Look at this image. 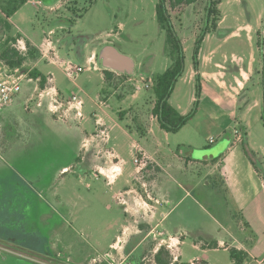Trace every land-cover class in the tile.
Wrapping results in <instances>:
<instances>
[{
  "label": "rangeland",
  "instance_id": "1",
  "mask_svg": "<svg viewBox=\"0 0 264 264\" xmlns=\"http://www.w3.org/2000/svg\"><path fill=\"white\" fill-rule=\"evenodd\" d=\"M38 1L31 0L12 18L16 26L13 31L17 33L15 37L11 36L15 42L13 48L16 49L17 39H24L34 49V57L28 56L29 49L24 55L27 59L23 67L31 72L38 63V70L46 76L52 74L55 86L67 99L73 95L83 99L84 119L72 120L67 125L78 127L85 135L92 136L98 131L95 120L103 119L110 136V141L102 145L103 151L114 153L112 162L118 161L124 173L120 174L115 185L109 186L105 178L86 171L85 167L93 171L94 161L101 162L106 155L96 151L94 146L87 151L78 138L61 129L60 125L64 126L55 122V117L53 125L44 115L34 114L27 106L17 110L10 106L0 111V264H158L156 256L160 250L167 261L174 263L178 244L169 240L171 235L157 229L154 223L148 225L150 232L145 241V254L136 251L128 256L126 242L131 234L138 232V224H129L122 236L125 220L122 205L126 204L127 197L121 196L119 204L114 194L134 188L144 196L145 190L154 191L150 181L160 176L147 160H142L141 153L135 155L133 143L139 144L164 166L169 168L171 165L168 170L172 177L164 175L161 181L174 189L178 190L177 184L186 185L194 175L198 178L204 173L203 168L196 165L197 168L192 170L183 164L180 170L178 157L186 162L188 152L193 151L191 157L200 161L211 155L210 150L196 149L211 147L206 140L210 133L213 136L219 133L211 119L222 115L202 105L196 112L198 119L180 132L167 134L155 123L154 132L146 134L155 101L151 92L153 87L147 88L146 84L154 86L155 76L172 65L165 51V33L159 28L156 17L159 0H54L55 4L50 6L47 3L51 0H43L45 5L35 3ZM205 6L207 2L202 1L191 8L171 11L186 63L171 103L188 108L189 112L194 109L190 97L197 94L198 87L203 84L197 78L194 83L189 82L195 62L199 63L197 68L200 70H213L214 63L220 62L228 76L233 73L235 64L247 67L249 62H255V73L244 96L250 95V103L255 99H262L264 103V0H221L220 29L210 34L205 33ZM7 21L0 10V44L6 39L1 30L8 27ZM50 33L61 59H70L87 67L88 58L95 53L98 69L86 70L72 81L61 65L48 64L39 46ZM106 46L116 47L135 63L131 75L115 72L116 79L112 83L115 86H107L103 77L106 68L99 55ZM200 62L213 63L203 68ZM105 101L108 107L101 108L100 103ZM227 111L230 113L229 108ZM239 111L236 119L243 110ZM119 112L127 115L125 122L119 120ZM225 122L231 129L235 126L229 118ZM128 125L132 133L126 131ZM248 138L256 156L264 161V126L253 128ZM135 158L143 161L137 164L141 173L129 177L136 169ZM82 160L86 164L81 166L78 161ZM66 165L70 168L62 173V167ZM144 170L145 173H154H147L144 177ZM178 193L183 195L180 190ZM195 195L202 207L222 221L218 209L210 208L209 202L203 198L202 190L198 189ZM151 199L156 204L161 203L160 198L152 196ZM186 204L190 205V200L185 201L184 208ZM135 208L145 213L148 219L155 212V206L143 201ZM194 210L191 224L208 225L209 220L203 211ZM118 235L120 241L111 248ZM184 241L182 259L179 257L177 264H191L194 259L202 260L195 264H206L203 261L233 264L230 253L222 248L198 250L192 236ZM138 242L139 239L133 245ZM169 245L171 248L167 247ZM47 251L51 252L49 256L45 254Z\"/></svg>",
  "mask_w": 264,
  "mask_h": 264
},
{
  "label": "crops",
  "instance_id": "2",
  "mask_svg": "<svg viewBox=\"0 0 264 264\" xmlns=\"http://www.w3.org/2000/svg\"><path fill=\"white\" fill-rule=\"evenodd\" d=\"M39 1H42L43 5H45L43 0ZM29 3H31V1H29ZM220 6L221 0L218 6L219 12ZM13 17L8 19V27L1 30V33H4L6 39L0 44V51H2L4 48L1 55L2 58L0 57V62H8L7 58L10 57V52L8 50L13 49L18 52V50L13 48L15 42H13L14 38H11V36L15 37L17 34L13 31L16 28L12 20ZM221 22L222 16L221 21L218 24V30L220 29ZM45 33L46 32H43V34ZM22 34L26 36L24 33ZM18 40L24 39H17L16 41ZM25 44L29 50V43L27 44L25 42ZM18 54L24 57L23 54L19 52ZM26 55L27 54H25V56ZM29 55L30 53L28 56ZM95 57L96 54L94 53L92 58H88L87 63L90 60L94 61ZM211 63L213 62H200V66L203 65V68L204 66L209 67ZM254 64L255 62H249L247 67L235 64V69L230 76L226 74L225 66L220 62L214 63L213 70H200L198 68L196 69L194 66V69L191 71L189 81L190 83H194L196 78L197 81H203V84L201 83L199 97H197V94H192L190 97L191 103L194 104L198 100L199 108H202V105L211 107L215 114L220 112L219 114L222 116L217 117V119L215 117L211 119L212 124H214V127H216L219 131L217 136H213V134L210 133V136L206 140L208 146L211 147L208 149V147L202 146L197 147L196 149L199 151L210 150L212 152L211 155L205 156V158L200 161L191 157L193 155V151L191 153L188 152L189 157L186 159V162H184L180 156L178 157V160L180 161V170L184 164L186 168L191 167L192 170L197 168L195 167L196 165L201 166L204 171V173H200L198 178H195L197 176L194 175L187 181L186 185L177 184L178 190L182 191L183 195L179 196L178 190L174 189L172 185L161 181V178L164 175L172 177L168 170L171 165H169V168L164 166L160 161H158V159L154 158L145 150H143L139 144L133 143L132 149L135 152V155H137V153H141L142 158L147 160V162L153 166L152 168L154 170L160 172V176L158 178H153V181H150L152 182L150 184L155 189L154 191L152 190L151 193L145 190L144 196H142L134 188H130L123 192H115L114 197L119 204V199L121 196L127 197L126 200H124V203L126 204L122 205L125 220L122 223L123 225L121 232L126 230V227H128L129 224L154 223L156 224L157 229L167 233L164 234L171 235V239L168 238L169 240L176 241L178 244L176 245L177 255L181 259V246H183L185 242L184 240L187 237L192 236L194 246L198 250L202 249L205 251H216L222 248L230 253V250L235 248L246 254L247 257L243 264H264V161L263 158L258 157L262 170L258 169L253 161L247 156L243 146L245 141L249 148L254 151L250 147L248 135L251 134V130L253 128L259 125L264 126L262 120L264 103L262 99H255L252 101V103H250V95L248 94L244 96V92L247 89L246 86L250 83L251 78L255 73ZM37 66L38 63H36V68L33 67L32 69L38 70ZM44 76L46 79L44 86L41 85V78L34 79L29 77L28 80L24 81L21 95L11 106L15 107L16 110L27 106V108L31 109L34 114L40 116L44 115L48 123L50 122L51 124L55 125L54 123L58 122L62 124L64 127L60 125L61 129L68 135H71L73 138H78L80 142L83 143L82 147H85L87 151L93 146L95 149H97L96 151L100 150L101 153L106 155L107 158H102V161L100 162L98 160L97 163L94 161L93 171H90V168L87 167H85V169L86 171L91 172V174L95 177L98 176L105 178L108 181L109 186L115 185L117 183V178L120 176V174L124 173V169L118 161L112 162L111 158L114 156V153L103 151L102 145L110 141L109 130L107 129L103 119L100 118L99 121L98 119L95 121L96 125L98 122L104 124L108 132L107 138L102 137L99 131H97L95 135L88 136L79 131L78 127L74 128L73 125H67L73 120L71 118L65 122L59 121L57 117L49 111V98H41L39 96L41 92H43L50 85L47 83L49 76ZM177 84L178 81L170 96L169 102L182 115H187L189 113L188 108L184 109L179 104L174 105L171 103L172 96L176 94ZM52 85L55 86V82L54 84H51V86ZM55 88L59 91L61 97L66 98L60 89H58L56 86ZM106 107H108V103L107 106H103L101 108ZM27 108L25 109L27 110ZM227 108H229L230 113H228ZM239 110L243 111L241 112L239 118L236 119ZM201 111L202 109L200 112ZM105 113L108 115L107 112ZM198 117L199 114H196L194 118L181 130L188 127L191 123L193 124V121L198 119ZM53 118L55 119V122L52 121ZM226 118L234 121L235 126L232 129L225 122ZM155 119L156 118L153 116L151 117L150 125H147L148 127L146 134H151L154 132V127L156 126L155 123H158L157 119ZM196 125L199 127V122H197ZM49 126L51 125L49 124ZM97 129H99L98 125ZM236 130L241 131V141L236 140ZM126 131L132 133V131H128V129H126ZM211 138L215 139L214 143H210ZM220 148L221 150L219 151ZM77 158L80 159V157ZM78 162L81 166L86 164L83 160L82 162ZM134 162L136 164V158L134 159ZM69 168L70 167L62 169V173L66 172ZM139 173H141V171L136 164L135 171L133 170L129 174V177L139 175ZM147 173L149 172L147 171ZM147 173H145L144 170L143 176L146 177ZM151 173L153 174L154 171H151L149 174ZM193 174L195 173L193 172ZM144 186L145 184H143V187ZM198 189L203 191V198L209 202L210 208L218 209V213L222 221H218L212 215L211 211H208L202 207V203H200L199 199H197L195 195ZM210 191L212 192L210 193ZM214 195H217L216 198ZM152 196L160 198L161 203H154V201L151 199ZM187 200H190V205L186 204V207L184 208L183 205ZM140 201H143L147 204L150 203L152 206H155V212L150 216V219L146 218L145 213H143L141 210L135 208V205L138 206ZM159 206L165 209L163 210L162 208H159ZM197 207L201 209L206 215L207 219L209 220L208 225L201 226V224H197V226H195L194 224H191L190 220L193 218V215H195L194 209L196 208L197 210ZM120 238L121 236L118 235L117 239L110 245V247L114 248V244L119 242ZM213 245H217V248H212L211 246ZM45 254L49 256L51 252L47 251ZM194 260L202 261L200 259ZM231 261L233 264H235L232 259ZM203 262L206 264H211L207 261Z\"/></svg>",
  "mask_w": 264,
  "mask_h": 264
},
{
  "label": "trees",
  "instance_id": "3",
  "mask_svg": "<svg viewBox=\"0 0 264 264\" xmlns=\"http://www.w3.org/2000/svg\"><path fill=\"white\" fill-rule=\"evenodd\" d=\"M31 0H0V10L4 14L6 19L13 17L25 4ZM202 1L207 2L206 7V19L207 27L205 30L206 34L218 31V24L221 21V13L218 10L220 0H159L156 8V17L158 21L159 28L165 33L166 43L165 51L168 54L169 58L172 61V65L162 74L155 76L154 86L151 89L152 94L155 98L154 107L152 109V116L157 119V122L164 132L168 134H176L185 127L196 115L198 110V100L194 103V109L189 112L187 115H182L175 107H173L170 102V96L174 90V87L178 79L183 75L185 70V53L184 47L181 40L176 35L172 22V12L178 8L190 7L196 5ZM47 3V2H46ZM54 0H51L48 5H52ZM55 4V3H54ZM172 11V12H171ZM72 24V23H71ZM8 25V24H7ZM30 55L34 57V49L30 44ZM10 52V57L7 58L6 62L11 68L22 67L26 57L20 56L15 50H8ZM8 52V53H9ZM195 67L197 69L198 62H195ZM104 81L107 86H115L112 84L116 75L115 72L105 69L103 71ZM30 78L38 79L41 78V85L44 86L46 82L45 76L38 70H32L29 73ZM200 87L197 90V97L200 95ZM119 120L125 122L127 120V115L124 112H119ZM262 120L264 123V110L262 115ZM129 131H132L131 127L128 125L126 127ZM244 150L247 156L253 161V163L262 170L258 156L255 152L252 151L247 143H243ZM66 165L62 169L69 167ZM212 248H217V245L211 246ZM231 259L235 264H243L246 259V254L242 251H239L235 248L230 250ZM156 261L158 264H177L167 261L164 258L163 252H158L156 256ZM187 264V263H182Z\"/></svg>",
  "mask_w": 264,
  "mask_h": 264
},
{
  "label": "built area",
  "instance_id": "4",
  "mask_svg": "<svg viewBox=\"0 0 264 264\" xmlns=\"http://www.w3.org/2000/svg\"><path fill=\"white\" fill-rule=\"evenodd\" d=\"M33 3V2H32ZM39 5H43L42 1L35 2ZM52 33L49 34L48 37H45L41 45L39 46V51L43 58L46 59L48 64L52 65H61L64 68V72L66 76L75 81L76 78L82 74L86 70L98 69L97 63L95 61L90 60L87 64V67L82 65H78L74 63L70 59H61L58 54L57 49L54 47V42L51 38ZM19 53L25 55L28 52V48L24 42V40H18L17 44L14 46ZM29 70H26L24 67L19 68H11L6 62H0V111L3 109L10 107L16 99L21 95L23 91V83L24 81L29 79ZM142 81H146L145 78H142ZM47 83L49 85L41 94L39 95L41 98L46 97L50 100L49 111L53 113L54 116L61 122L68 121V119H73V121H82L84 119L83 115V107L84 101L77 95H73L70 98H63L59 91L55 88V86H51L54 84V77L52 74L49 75L47 79ZM147 88L153 87V84H146ZM101 106H107L106 101L100 103ZM100 119H98L99 121ZM97 121V122H98ZM99 126L98 131L102 137L107 138L108 132L104 124L98 122ZM236 140H242L241 131H235ZM215 139L211 138L210 143H214ZM142 160H145L142 158ZM136 158V164L139 162L143 163V161ZM166 242V241H162ZM168 243V241L166 242ZM162 246V245H161ZM171 248V245L167 246ZM109 257V255H107ZM97 262V259H94ZM179 256L176 255L174 258V263L178 262ZM198 260H194L191 264H195Z\"/></svg>",
  "mask_w": 264,
  "mask_h": 264
},
{
  "label": "water",
  "instance_id": "5",
  "mask_svg": "<svg viewBox=\"0 0 264 264\" xmlns=\"http://www.w3.org/2000/svg\"><path fill=\"white\" fill-rule=\"evenodd\" d=\"M103 66L114 72H122L126 74H133L135 70V63L131 58L123 55L113 46L104 47L99 55ZM221 148L219 149V151Z\"/></svg>",
  "mask_w": 264,
  "mask_h": 264
},
{
  "label": "flooded vegetation",
  "instance_id": "6",
  "mask_svg": "<svg viewBox=\"0 0 264 264\" xmlns=\"http://www.w3.org/2000/svg\"><path fill=\"white\" fill-rule=\"evenodd\" d=\"M149 224H138L136 227L138 228V232H135L130 235L129 240L126 242L127 247L126 251L128 250V256H131L132 253L136 251H142L144 254L146 251V239H147V234L150 232L148 229ZM126 233V231H122L121 234L122 236ZM139 239V242L134 244V242ZM132 249V251H131Z\"/></svg>",
  "mask_w": 264,
  "mask_h": 264
}]
</instances>
